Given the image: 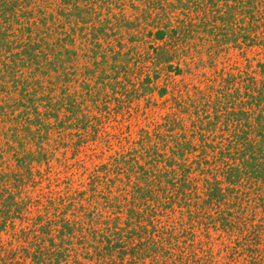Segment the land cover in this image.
Returning <instances> with one entry per match:
<instances>
[{"label":"trees","instance_id":"trees-1","mask_svg":"<svg viewBox=\"0 0 264 264\" xmlns=\"http://www.w3.org/2000/svg\"><path fill=\"white\" fill-rule=\"evenodd\" d=\"M231 50L245 70H217ZM155 92L172 112L133 149L30 195L60 149ZM2 234L0 264H264V0H0Z\"/></svg>","mask_w":264,"mask_h":264},{"label":"rangeland","instance_id":"rangeland-1","mask_svg":"<svg viewBox=\"0 0 264 264\" xmlns=\"http://www.w3.org/2000/svg\"><path fill=\"white\" fill-rule=\"evenodd\" d=\"M255 53H248L247 58H254ZM230 58L229 62L222 64L225 60H220L217 64V70H220L226 67V71H229L233 65L239 67L241 70H245L248 62L246 58L242 57L241 52L238 50H231L227 56ZM256 64V62H253ZM234 67V66H233ZM193 73L201 74L207 73L212 74L213 69L206 67L204 69H195L193 66ZM201 76V75H200ZM197 77L191 74H183L181 76L174 77L176 82L184 81L185 83L191 84L190 89L193 86H198L201 88L205 87L203 78ZM185 93V92H183ZM193 93L190 90V95ZM170 96H165L164 99H159L158 94L155 92L152 95L142 97L138 100H134L128 108H124L118 112H114L108 119H103V124L101 125L102 138H97L93 140V132L87 130L85 133L87 143L80 149L79 152L74 155L73 149L63 148L60 149L55 156V159L50 163L49 167L52 168L50 174L52 182L58 178L64 179L65 177L72 178V188L73 189H82L81 185L85 182L87 178L86 170H93L102 164L108 163L112 157L117 154H122L130 151L135 147V142L139 139V132L141 129H152L155 125L162 123V118L167 114L171 113V104H162L163 100L169 99ZM149 99L156 100L155 104L149 105ZM77 131H72L76 133ZM78 134L84 133L83 131L77 132ZM109 135V137H107ZM105 136V137H104ZM73 138V139H71ZM108 140V141H107ZM68 141L76 142L78 141L77 137H70ZM59 159L61 161L56 160ZM73 165L80 164L82 168L78 165L72 170L66 172L64 165ZM48 166L43 164L38 169L42 172H46ZM49 182L44 181L38 186L36 190L29 188L28 191L33 197L38 195H47L50 191H59L64 189L65 186L56 187V183L51 184V188L48 189ZM179 215H176L177 218ZM19 224V223H18ZM196 241L204 244L205 250H211L212 256L216 262H227V254L222 252L223 244L226 243V239L220 237V232L215 231L214 229L206 233L203 229L196 228ZM208 234V236L206 235ZM6 234L0 236V240H8ZM192 264V263H189ZM241 264V261L238 262Z\"/></svg>","mask_w":264,"mask_h":264}]
</instances>
